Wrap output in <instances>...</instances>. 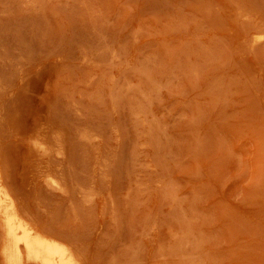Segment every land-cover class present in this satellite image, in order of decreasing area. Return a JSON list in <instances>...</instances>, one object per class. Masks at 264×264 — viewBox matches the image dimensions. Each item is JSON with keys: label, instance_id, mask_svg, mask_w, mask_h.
I'll return each mask as SVG.
<instances>
[{"label": "rangeland", "instance_id": "374dc122", "mask_svg": "<svg viewBox=\"0 0 264 264\" xmlns=\"http://www.w3.org/2000/svg\"><path fill=\"white\" fill-rule=\"evenodd\" d=\"M256 33L264 0H0V182L88 264H264Z\"/></svg>", "mask_w": 264, "mask_h": 264}, {"label": "bare ground", "instance_id": "6f19581e", "mask_svg": "<svg viewBox=\"0 0 264 264\" xmlns=\"http://www.w3.org/2000/svg\"><path fill=\"white\" fill-rule=\"evenodd\" d=\"M255 35L257 39L264 38V34ZM10 191L5 183L0 184L1 239L10 264H88L69 243L42 230L20 209Z\"/></svg>", "mask_w": 264, "mask_h": 264}]
</instances>
